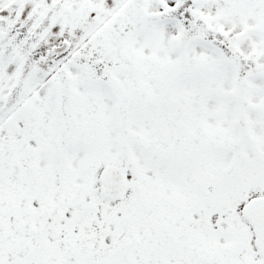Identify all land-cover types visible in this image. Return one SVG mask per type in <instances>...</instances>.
<instances>
[{"label": "snow or ice", "instance_id": "obj_1", "mask_svg": "<svg viewBox=\"0 0 264 264\" xmlns=\"http://www.w3.org/2000/svg\"><path fill=\"white\" fill-rule=\"evenodd\" d=\"M0 264H264V0H0Z\"/></svg>", "mask_w": 264, "mask_h": 264}]
</instances>
